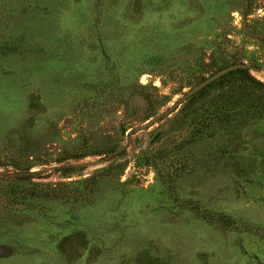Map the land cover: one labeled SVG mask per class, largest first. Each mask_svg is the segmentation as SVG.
Instances as JSON below:
<instances>
[{
  "label": "rangeland",
  "instance_id": "obj_1",
  "mask_svg": "<svg viewBox=\"0 0 264 264\" xmlns=\"http://www.w3.org/2000/svg\"><path fill=\"white\" fill-rule=\"evenodd\" d=\"M232 63L264 0H0V264H264V87L134 131Z\"/></svg>",
  "mask_w": 264,
  "mask_h": 264
},
{
  "label": "water",
  "instance_id": "obj_2",
  "mask_svg": "<svg viewBox=\"0 0 264 264\" xmlns=\"http://www.w3.org/2000/svg\"><path fill=\"white\" fill-rule=\"evenodd\" d=\"M236 70H254L253 67L248 66L244 63H236V64H229L225 67H222L212 74L206 76L201 81H199L197 84L190 87L176 102H174L173 106H169L166 110L163 112L157 114L153 118L149 119L147 122L143 123L142 125L136 127L134 131L143 130L145 128H148L150 125L154 124L158 120H160L162 117L166 116L171 110L180 105L182 102L186 101L187 99L194 96L196 93L204 89L206 86L212 84L213 82L217 81L221 77L225 76L226 74L236 71ZM121 151V148H118L114 150L113 152L109 153L106 158H111L112 156L116 155Z\"/></svg>",
  "mask_w": 264,
  "mask_h": 264
},
{
  "label": "trees",
  "instance_id": "obj_3",
  "mask_svg": "<svg viewBox=\"0 0 264 264\" xmlns=\"http://www.w3.org/2000/svg\"><path fill=\"white\" fill-rule=\"evenodd\" d=\"M232 64H236V63H232ZM246 65H248V66H251V67H253L254 69H255V66H253V64H246ZM225 66H227V65H222V67H225ZM221 67V68H222ZM220 69V68H219ZM249 70H236V71H233L234 73H236V74H238V75H242L243 76V84H246L248 87H251L252 89H257V88H260V87H264V84H262V83H260V82H258L257 80H255L254 78H252V77H250V76H248L247 75V72H248ZM232 72V73H233ZM222 78V77H221ZM219 80V79H218ZM217 80V81H218ZM216 82V81H215ZM215 82H213L212 84H214ZM212 84H210V85H212ZM210 85H208V86H206V87H209ZM205 87V88H206ZM203 90V89H202ZM201 90V91H202ZM198 93H200V91L198 92ZM198 93H196V94H198ZM195 94V95H196ZM193 97V96H192Z\"/></svg>",
  "mask_w": 264,
  "mask_h": 264
}]
</instances>
